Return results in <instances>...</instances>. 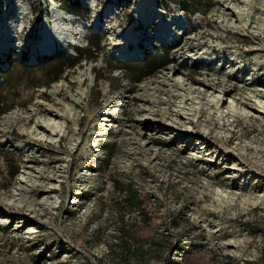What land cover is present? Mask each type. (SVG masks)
<instances>
[{
    "label": "rangeland",
    "instance_id": "374dc122",
    "mask_svg": "<svg viewBox=\"0 0 264 264\" xmlns=\"http://www.w3.org/2000/svg\"><path fill=\"white\" fill-rule=\"evenodd\" d=\"M0 264H264V0H0Z\"/></svg>",
    "mask_w": 264,
    "mask_h": 264
},
{
    "label": "trees",
    "instance_id": "16d2710c",
    "mask_svg": "<svg viewBox=\"0 0 264 264\" xmlns=\"http://www.w3.org/2000/svg\"><path fill=\"white\" fill-rule=\"evenodd\" d=\"M152 59H153V58H152ZM16 175H17V171H15V172H13V173H10V174H9V177L13 179ZM137 249H138V248H135V249L133 248L132 250H137Z\"/></svg>",
    "mask_w": 264,
    "mask_h": 264
}]
</instances>
